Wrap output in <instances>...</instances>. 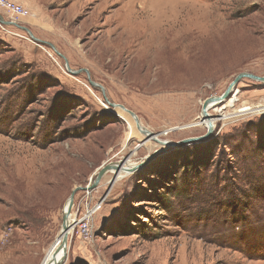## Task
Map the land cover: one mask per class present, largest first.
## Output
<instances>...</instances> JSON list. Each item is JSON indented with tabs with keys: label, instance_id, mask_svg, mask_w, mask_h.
Instances as JSON below:
<instances>
[{
	"label": "rangeland",
	"instance_id": "1",
	"mask_svg": "<svg viewBox=\"0 0 264 264\" xmlns=\"http://www.w3.org/2000/svg\"><path fill=\"white\" fill-rule=\"evenodd\" d=\"M36 4L60 31L55 49L0 30V264L43 263L76 187L60 264H264V82L241 78L229 112L255 107L223 120L217 103L212 132L190 140L207 133L194 126L204 100L238 73L264 76V0ZM141 7L151 14L134 25ZM148 15L154 29L134 40ZM106 100L170 145L129 136ZM126 158L127 175L86 188ZM93 204L85 238L76 220Z\"/></svg>",
	"mask_w": 264,
	"mask_h": 264
},
{
	"label": "bare ground",
	"instance_id": "2",
	"mask_svg": "<svg viewBox=\"0 0 264 264\" xmlns=\"http://www.w3.org/2000/svg\"><path fill=\"white\" fill-rule=\"evenodd\" d=\"M142 6V5H141ZM142 8V9H141ZM140 8V10L139 11H135L136 13H132L131 15H129L128 17H129V19L133 22V24L134 25H138L139 24V22H140V20H139V18L137 17V14H139V15H141V14H145V13H147V14H151V12L150 11H147V10H145V13H143V12H141V10H143L145 7H141ZM158 19V16H150V15H148V17L146 18V24L144 25L145 26V30H144V32H145V34H142L140 31H138L137 29H136V31H135V33L134 34H132L133 35V39L135 40V39H138V38H140V37H144V36H148V35H150V31L152 30V29H154V27H152L153 25H154V23L156 22V20ZM161 19V22L163 21V23H162V27L163 26H166V27H170L171 28V26H175V25H172L171 24V22H169L168 24L166 23V25H165V23H164V21H165V19L163 20L162 19V17L160 18ZM160 22V23H161ZM168 22V21H167ZM149 28H151V29H149ZM163 29H165L166 31H168V29H166V28H164L163 27ZM147 30L149 31V33H146L147 32ZM140 32V33H139ZM139 33V34H138ZM161 42H163V40L161 41ZM101 88H102V86H101ZM103 89V88H102ZM238 100V98H237V93L236 92H234V95L231 97V98H229V99H225V103L222 105V106H220V107H215L212 111H215L216 112V114H217V116H218V114H219V116L221 115V116H223V120H226V119H228V118H231V117H233V116H236L237 114H239V113H246L248 110H251L252 108H254L255 106L254 105H252L251 103H246V104H244V105H242V106H240L239 108H237V111H235L234 112V110H236V109H233V110H231L230 112H229V110L230 109H232L233 108V106L235 105V102ZM217 104V103H216ZM216 104H214V105H212L211 106V108L213 107V106H215ZM110 105V104H109ZM110 107H112V106H110ZM125 108V107H124ZM123 107H120V106H114L113 107V109L115 110H117V115H119V116H121L122 117V119H124L126 122H127V124H128V127L130 128V131L128 132V134H129V136H131V135H133V133L135 132V130H134V128L137 130V132H138V134L139 133H141V134H143V136H144V139H146L147 138V140L148 139H151V137L150 136H148V135H146L145 133H142V131H140L139 129H137V127H136V123H135V121H134V118L130 115V113L127 111V109L125 108L124 109ZM210 109V108H209ZM208 109V110H209ZM225 109V110H224ZM228 109V110H227ZM208 110H207V115L210 117V116H212V114L211 113H209L208 112ZM255 110V109H254ZM234 113V114H233ZM216 116V115H215ZM200 117H201V115H200ZM200 117H199V119H198V122H195V124H194V126L195 125H198V123H202V124H205V126L207 125V122H208V120H200ZM213 119V120H212ZM214 119L215 118H210L209 119V122L212 124V127L214 128L215 127V122L217 121V119H216V121H214ZM140 125H142L141 123H140ZM143 128H145L144 126H142ZM153 139H156L155 141L157 142V141H159V139L158 138H153ZM158 139V140H157ZM151 144V143H150ZM114 165H116L117 166V168L116 169H110L109 170V172H112V173H114V175L116 176V179L118 180V179H120L121 177H123L124 175H127V171H128V169H130L132 166H133V163H132V161L130 160V159H128V158H126L124 161H122V160H120V162H116V163H113ZM125 170V171H124ZM110 182V181H109ZM73 220L71 219V216H69V218H68V220H67V235L70 233V231H72V229H73V225L74 224H71V222H72ZM61 237V236H60ZM62 238L63 237H61L60 238V241L57 243V240L52 244V246L50 247V249H49V251H48V253H47V255H46V257H45V259L43 260V263L42 264H44V261H51V259H53V255H54V253H55V251L57 250L58 251V256H59V258L61 259V257H62V250L59 248V246L61 245V241H62ZM50 264H51V262H50Z\"/></svg>",
	"mask_w": 264,
	"mask_h": 264
},
{
	"label": "water",
	"instance_id": "3",
	"mask_svg": "<svg viewBox=\"0 0 264 264\" xmlns=\"http://www.w3.org/2000/svg\"><path fill=\"white\" fill-rule=\"evenodd\" d=\"M26 32L28 33V35L31 38H33L32 34L28 30H26ZM52 48H54V47L52 46ZM66 67L69 70V72L70 73H73V74L81 71L80 69L79 70H72V69H70V67L68 66V64H66ZM243 77L250 78V79H253V80H257V81H263L264 82V76H256V75H254L252 73H248V72L238 73L234 77V79L229 83V85L226 87V89L220 95L211 96V97L207 98L206 100H204L202 102V104H201V110H200V115H201V118H202L201 120H208L207 125H206L207 133L204 136H202V137H197V138L190 139V140L197 141L198 139H204L205 137H207L212 132L213 127H212V124L209 122L210 117L207 115V110L209 108H211L212 105H214L216 103H222L225 99H227L229 97V95L232 93V91H234V87H235L236 83L241 78H243ZM90 84L91 85H95V86L98 85V83H96L94 81H90ZM106 101L112 107H114V106L117 105V106H120V107H123L124 108V106L122 104L112 103V102H109L108 100H106ZM127 111L134 118V121L136 123L137 129H139L140 131H142V133H145L146 135L150 136L151 138H156V137H154V133L150 132L148 129L143 128L142 125H140V121H139L137 115L133 111H131L129 109H127ZM157 142L160 143V144H163V145L164 144H169V143H167L168 141H163V140H160V141H157ZM113 168L114 169L117 168V166L114 165L113 163H110V164H107V165L101 167L99 169L96 177L94 178V181H93L92 185L90 187L87 186L86 188H88V189L93 188L99 182V180L102 177V175L105 172H107V171H109L110 169H113ZM133 168L132 169H128V171L133 170ZM114 179H116V176L115 175H113L111 181L114 180ZM78 189H81V187H76L73 190V192L70 194L69 198L66 201V204L64 206V210H63V213H62V226H61L62 229H61V235L60 236L63 237V238H62V241H61V245L59 246V248L63 252L62 253V257H61V259L59 258L58 254H57L58 251L56 250L55 253H54V255H53V259H51V261H44V264H50V262H51V264H60L61 261L63 260V258L65 257V253H66V241H67V236H68L67 233H66L67 232V229L66 228L68 226L67 225V223H68L67 220H68V218L70 216V209H71V207L73 205V196H74L75 192ZM60 236L56 239L57 240V243L60 241V238H61Z\"/></svg>",
	"mask_w": 264,
	"mask_h": 264
},
{
	"label": "crops",
	"instance_id": "4",
	"mask_svg": "<svg viewBox=\"0 0 264 264\" xmlns=\"http://www.w3.org/2000/svg\"><path fill=\"white\" fill-rule=\"evenodd\" d=\"M18 4H21L26 9L31 10L34 15H29L26 17H20L16 21H11V16L0 7V30L2 28H8L12 32H18L22 34H28V30L35 41H43L49 43L50 46L54 45L52 43L57 42L58 33L56 32V26L50 27L55 22L52 20V16L49 13H45L40 6L36 4L37 0H11ZM30 37V36H29ZM31 38V37H30Z\"/></svg>",
	"mask_w": 264,
	"mask_h": 264
},
{
	"label": "built area",
	"instance_id": "5",
	"mask_svg": "<svg viewBox=\"0 0 264 264\" xmlns=\"http://www.w3.org/2000/svg\"><path fill=\"white\" fill-rule=\"evenodd\" d=\"M0 7L4 9L11 16L12 18L11 21H16L20 17H26L30 15V11L28 9H26L21 4H18L11 0H0ZM0 26L2 27L1 24ZM99 208L100 205H94V204L86 206L83 214L78 218V220H76V224L79 229V234H81L83 237L87 238L91 234L92 221L94 215L97 213ZM77 211L78 208L76 209V212ZM73 222L75 221L73 220Z\"/></svg>",
	"mask_w": 264,
	"mask_h": 264
},
{
	"label": "trees",
	"instance_id": "6",
	"mask_svg": "<svg viewBox=\"0 0 264 264\" xmlns=\"http://www.w3.org/2000/svg\"><path fill=\"white\" fill-rule=\"evenodd\" d=\"M15 96V95H14Z\"/></svg>",
	"mask_w": 264,
	"mask_h": 264
}]
</instances>
